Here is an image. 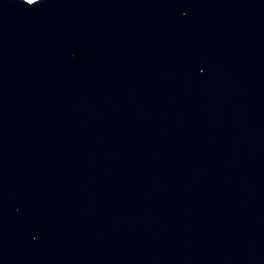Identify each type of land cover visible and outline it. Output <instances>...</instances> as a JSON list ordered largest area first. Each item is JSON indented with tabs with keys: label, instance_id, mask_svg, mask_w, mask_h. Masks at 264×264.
<instances>
[{
	"label": "water",
	"instance_id": "95a60500",
	"mask_svg": "<svg viewBox=\"0 0 264 264\" xmlns=\"http://www.w3.org/2000/svg\"><path fill=\"white\" fill-rule=\"evenodd\" d=\"M0 264H264V0H0Z\"/></svg>",
	"mask_w": 264,
	"mask_h": 264
},
{
	"label": "snow or ice",
	"instance_id": "6c2138e0",
	"mask_svg": "<svg viewBox=\"0 0 264 264\" xmlns=\"http://www.w3.org/2000/svg\"><path fill=\"white\" fill-rule=\"evenodd\" d=\"M29 2H33V0H29Z\"/></svg>",
	"mask_w": 264,
	"mask_h": 264
},
{
	"label": "bare ground",
	"instance_id": "6f19581e",
	"mask_svg": "<svg viewBox=\"0 0 264 264\" xmlns=\"http://www.w3.org/2000/svg\"><path fill=\"white\" fill-rule=\"evenodd\" d=\"M29 1V0H28Z\"/></svg>",
	"mask_w": 264,
	"mask_h": 264
}]
</instances>
